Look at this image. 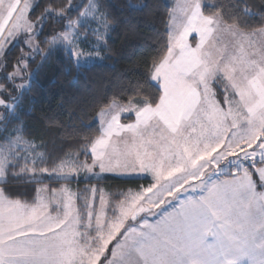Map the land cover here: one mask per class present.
I'll return each instance as SVG.
<instances>
[{"label":"rangeland","instance_id":"rangeland-1","mask_svg":"<svg viewBox=\"0 0 264 264\" xmlns=\"http://www.w3.org/2000/svg\"><path fill=\"white\" fill-rule=\"evenodd\" d=\"M37 1L0 0V118L12 108L11 87L28 85V63L40 52L41 27L29 16ZM169 2V47L150 74L161 90L158 102H112L96 115L92 163L68 156L52 171L60 180L109 174L150 184L123 198L113 215L106 190L91 189L82 222L68 183L54 190L38 184L34 203L12 199L0 186V264L161 262L172 250H187L168 242L173 235L200 237L201 264H264L258 221H244L240 208L264 205V27L244 32L218 14L204 15L202 0ZM108 28L96 0H88L49 40L81 66L103 59ZM212 81L224 83L221 105ZM35 148L7 134L0 183L13 158H39ZM229 196L236 209L231 227L222 223Z\"/></svg>","mask_w":264,"mask_h":264},{"label":"trees","instance_id":"trees-1","mask_svg":"<svg viewBox=\"0 0 264 264\" xmlns=\"http://www.w3.org/2000/svg\"><path fill=\"white\" fill-rule=\"evenodd\" d=\"M87 1L38 0L34 4L29 16L41 27L36 36L40 52L28 63V85L11 87L12 108L0 118L1 144L7 134L10 141L19 134L41 153L36 160L15 157L6 165L0 183L5 194L34 203L38 184L54 190L68 183L77 192L80 222L85 219L91 189L96 193L106 190L108 212L113 215L116 204L131 191L149 185L150 180L109 174L98 180H60L52 171L68 156L76 162L92 163L89 149L100 132L96 115L112 102H158L161 90L150 74L169 47V0H96L109 24L103 59L76 66L70 53L51 44L49 38L63 30V18L78 17ZM57 11L63 14L59 16ZM201 11L207 16L218 14L223 23L244 32L264 27V0H202ZM19 51L16 46L17 55Z\"/></svg>","mask_w":264,"mask_h":264},{"label":"crops","instance_id":"crops-1","mask_svg":"<svg viewBox=\"0 0 264 264\" xmlns=\"http://www.w3.org/2000/svg\"><path fill=\"white\" fill-rule=\"evenodd\" d=\"M223 86H224L223 82H221L220 86L214 85L213 81L211 83V87L213 91L212 92L213 101L217 105H221V102L223 104V101H224L226 89H224V91L221 90V87ZM132 192L134 191H131L130 193ZM231 193H233V191H231ZM223 208H225V211H226L225 213L226 219L222 220V223L228 227L234 226L236 217H233L232 215L235 214L234 212H236L235 211L236 209H235L234 200L231 196L226 198V202L223 205ZM240 208L243 210V213H244L243 215L244 221H247V220H253V221L257 220L258 221V226L256 227L255 233H256V237H257L259 245L262 244L264 246V205L260 204L259 206H256V205L252 206L251 204L245 205L244 203H242L240 205ZM255 209H257V213ZM229 211L231 212L230 218H229ZM170 238L171 240L168 242L170 244L172 243L174 247L178 246L184 250H186L187 248V250L183 252V255L180 254L179 256L178 254L176 256L175 251L172 250L171 257H170L172 259L170 260L163 259V261L159 262V261H155L154 259L151 262H138L136 264H201V259H203V257H202L201 251L199 252V250L196 249L197 246H200V243H201L200 237L191 235L187 237L188 239H184L181 236L173 235ZM214 247L215 248L217 247L216 243H214Z\"/></svg>","mask_w":264,"mask_h":264}]
</instances>
